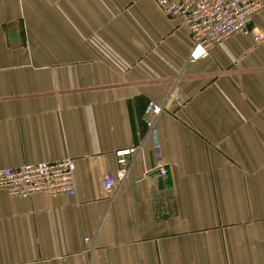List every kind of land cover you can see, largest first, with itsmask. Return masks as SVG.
<instances>
[{"label":"crops","instance_id":"0c3cea01","mask_svg":"<svg viewBox=\"0 0 264 264\" xmlns=\"http://www.w3.org/2000/svg\"><path fill=\"white\" fill-rule=\"evenodd\" d=\"M251 30L189 61L156 0H0V169L71 159L75 183L0 191V264H264V10Z\"/></svg>","mask_w":264,"mask_h":264},{"label":"built area","instance_id":"2783aa9c","mask_svg":"<svg viewBox=\"0 0 264 264\" xmlns=\"http://www.w3.org/2000/svg\"><path fill=\"white\" fill-rule=\"evenodd\" d=\"M158 7L169 19L183 21L189 30L192 50L189 61L203 58L209 49L234 35H251L254 41L261 38L251 30L254 16L264 10V0H156ZM162 105L149 102L144 110L146 126L155 136V120L163 112ZM135 149L116 153L119 170L116 175L103 177V188L111 191L129 168L127 159ZM158 177L166 180V168L155 147ZM74 161L22 166L17 169H0V191L12 196L29 197L44 193L50 196L75 194ZM87 241V239H85Z\"/></svg>","mask_w":264,"mask_h":264}]
</instances>
